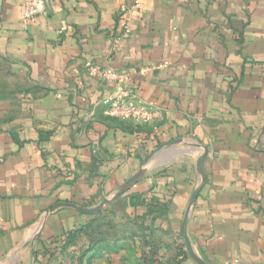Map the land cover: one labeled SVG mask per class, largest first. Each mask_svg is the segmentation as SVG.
Returning <instances> with one entry per match:
<instances>
[{"label": "crops", "instance_id": "1", "mask_svg": "<svg viewBox=\"0 0 264 264\" xmlns=\"http://www.w3.org/2000/svg\"><path fill=\"white\" fill-rule=\"evenodd\" d=\"M25 1L0 0V78L19 82L0 101V264H135L88 261L86 233L64 246L115 204L176 264H264V0H46L23 25ZM114 96L150 119L110 117Z\"/></svg>", "mask_w": 264, "mask_h": 264}, {"label": "rangeland", "instance_id": "2", "mask_svg": "<svg viewBox=\"0 0 264 264\" xmlns=\"http://www.w3.org/2000/svg\"><path fill=\"white\" fill-rule=\"evenodd\" d=\"M17 90L18 81L13 78H0V101L13 100L17 97ZM2 104L0 102V108ZM3 112L7 113L3 108L0 109V113ZM103 210L86 234V242L83 244L86 250L97 246L100 255L106 250H124L129 253V257H134L135 264H176L177 249L171 247L164 236L155 233L153 224L149 227L139 220L129 221L125 217L126 212L122 204L111 205ZM88 261L91 262L89 258Z\"/></svg>", "mask_w": 264, "mask_h": 264}, {"label": "built area", "instance_id": "3", "mask_svg": "<svg viewBox=\"0 0 264 264\" xmlns=\"http://www.w3.org/2000/svg\"><path fill=\"white\" fill-rule=\"evenodd\" d=\"M135 5V4H134ZM135 6H129L123 10V27L128 31L132 11ZM46 13V0H26L23 5L21 22L23 25H28L33 22L39 15ZM87 69L94 75H97L105 80H115L127 82L128 76L120 74L115 70L103 69L92 63L86 64ZM103 103L107 106V113L110 117L120 119H131L140 122H146L151 117V112L145 107L125 101L119 96L107 97L103 99Z\"/></svg>", "mask_w": 264, "mask_h": 264}, {"label": "trees", "instance_id": "4", "mask_svg": "<svg viewBox=\"0 0 264 264\" xmlns=\"http://www.w3.org/2000/svg\"><path fill=\"white\" fill-rule=\"evenodd\" d=\"M89 227V224L83 226L81 229H76L73 230L71 232H68L67 235L65 236L64 239V246L65 245H75L79 239V237L81 236V234L86 233V229ZM91 227V226H90ZM90 229V228H89ZM92 252V254H91ZM99 253V248H97V246L95 248H90L85 250V252L83 253L84 255H89L91 254V256H87L90 260L94 259Z\"/></svg>", "mask_w": 264, "mask_h": 264}, {"label": "water", "instance_id": "5", "mask_svg": "<svg viewBox=\"0 0 264 264\" xmlns=\"http://www.w3.org/2000/svg\"><path fill=\"white\" fill-rule=\"evenodd\" d=\"M201 190V187L197 188L195 190V192L193 193L192 197H191V203H193L195 201V199L197 198L199 192ZM107 201L102 202L97 208L95 209H84V208H77L79 211L85 212V213H96L98 212L105 204H107Z\"/></svg>", "mask_w": 264, "mask_h": 264}]
</instances>
